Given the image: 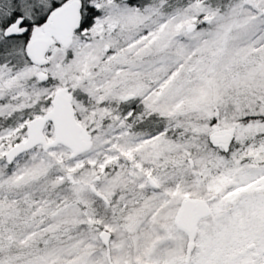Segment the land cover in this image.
<instances>
[{"label": "snow or ice", "instance_id": "snow-or-ice-1", "mask_svg": "<svg viewBox=\"0 0 264 264\" xmlns=\"http://www.w3.org/2000/svg\"><path fill=\"white\" fill-rule=\"evenodd\" d=\"M0 264H264V0H0Z\"/></svg>", "mask_w": 264, "mask_h": 264}]
</instances>
